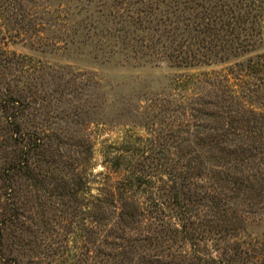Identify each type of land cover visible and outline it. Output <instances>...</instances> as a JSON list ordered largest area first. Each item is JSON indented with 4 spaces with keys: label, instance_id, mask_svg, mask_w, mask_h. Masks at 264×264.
<instances>
[{
    "label": "rangeland",
    "instance_id": "374dc122",
    "mask_svg": "<svg viewBox=\"0 0 264 264\" xmlns=\"http://www.w3.org/2000/svg\"><path fill=\"white\" fill-rule=\"evenodd\" d=\"M160 1L0 0V264H84L110 228L90 207L124 173L113 156L145 167L166 155V133L183 119L175 101L191 91L173 90L172 77L264 51L260 42L224 63L187 67L158 58ZM34 136L49 141L42 155L30 149ZM29 159L43 179L25 177ZM255 201L229 211L227 230L207 241L217 260L236 242L247 253L233 264H264Z\"/></svg>",
    "mask_w": 264,
    "mask_h": 264
},
{
    "label": "trees",
    "instance_id": "16d2710c",
    "mask_svg": "<svg viewBox=\"0 0 264 264\" xmlns=\"http://www.w3.org/2000/svg\"><path fill=\"white\" fill-rule=\"evenodd\" d=\"M160 2L158 38L166 40L156 54L175 66L224 63L264 42V0ZM170 85L191 92L175 101L183 119L166 133V155L148 157L145 167L113 156L124 173L90 207L110 228L92 255L86 248L84 264H233V255L247 253L235 242L217 260L207 241L220 239L229 211L236 214L245 199L264 210V51L218 70L180 73ZM48 146L43 137L30 143L41 155ZM25 165L27 179L46 175L31 159ZM76 195L70 188V199Z\"/></svg>",
    "mask_w": 264,
    "mask_h": 264
}]
</instances>
